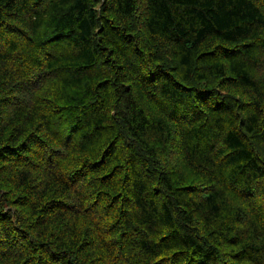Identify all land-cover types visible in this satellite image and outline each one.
Listing matches in <instances>:
<instances>
[{"label": "trees", "instance_id": "obj_1", "mask_svg": "<svg viewBox=\"0 0 264 264\" xmlns=\"http://www.w3.org/2000/svg\"><path fill=\"white\" fill-rule=\"evenodd\" d=\"M0 264H264V0H0Z\"/></svg>", "mask_w": 264, "mask_h": 264}]
</instances>
